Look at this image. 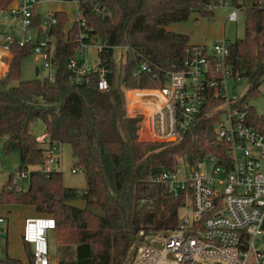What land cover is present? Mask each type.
I'll list each match as a JSON object with an SVG mask.
<instances>
[{
    "label": "trees",
    "instance_id": "1",
    "mask_svg": "<svg viewBox=\"0 0 264 264\" xmlns=\"http://www.w3.org/2000/svg\"><path fill=\"white\" fill-rule=\"evenodd\" d=\"M14 0H0V10ZM107 14L100 15L82 4L91 38L104 43L101 58L108 67L109 89L100 91L99 76L91 73L83 83L71 84L68 61L76 57L79 25L66 28L68 15L55 10L51 26L55 38V81L48 77L23 80L21 62L33 54L34 45L11 44L6 74L0 77V136L7 153L20 152L17 171L42 164L46 147L32 130L41 120L50 142L69 143L75 167L86 177L85 189L67 187L63 173L31 170L28 187L14 183L10 173L0 191V204H32L40 213L52 215L58 240L72 246L74 257L58 264H124L127 250L140 232L144 235L177 229L184 196H175L151 175L172 170L183 155L192 160L197 152L220 155L226 145H215V125L220 112L211 107L219 98L209 97L202 117L179 142H155L140 138L141 114L127 113L124 89H151L157 82L151 73L136 75L146 60L156 69L176 70L183 66L189 35L168 29L171 23L196 16L212 17L214 6L224 0H101ZM245 14V33L229 41L226 65L233 76L249 84L247 94L235 104L245 110L250 125L264 132V117L249 103L261 91L264 79V0H231ZM197 16V17H198ZM37 17V16H36ZM40 19V17H37ZM38 21V20H37ZM129 47L117 61L114 46ZM146 91H137L138 101ZM146 111L150 106L144 104ZM16 171V172H17ZM51 195V197H50ZM69 199L87 202L85 209L64 204ZM105 211V215L97 211ZM2 236L0 235V241ZM29 264L34 263L31 245L25 242ZM0 264H24L8 254Z\"/></svg>",
    "mask_w": 264,
    "mask_h": 264
},
{
    "label": "built area",
    "instance_id": "2",
    "mask_svg": "<svg viewBox=\"0 0 264 264\" xmlns=\"http://www.w3.org/2000/svg\"><path fill=\"white\" fill-rule=\"evenodd\" d=\"M43 1L14 0L0 10L8 20L0 33V77L8 69L11 44L18 41L20 45H34L33 55L43 60L44 67H54L47 77L55 81V38L51 26L57 19L51 12L46 17L36 12ZM70 1L75 3L78 14L74 21L79 25V47L78 55L67 64L69 80L71 84H81L85 75L97 73L98 88L106 91L108 67L101 58L104 43L94 38L87 41L90 28L80 6H91L100 15L108 12L101 0ZM238 10L233 8L228 20L236 21ZM11 27L19 28L23 38H18L15 31L8 34L7 28ZM92 45L98 56L89 61L87 49ZM116 48L120 59L129 49L126 45L114 46V53ZM186 52L183 66L176 70H157L146 60L140 62L135 74L148 72L158 81L157 87L146 91L149 98H143L150 108L142 114L140 136L155 142L181 141L202 117L208 98L214 97L222 100L211 107V112H220L215 145L223 143L226 150L220 155L197 152L192 160L183 155L172 170L151 175L152 181L165 184L171 194L184 196L180 212L184 209L186 214L179 213L177 229L169 230L174 233L142 249L136 264H264V132L250 125L247 112L235 105L241 97L227 95L228 78L241 80L226 65L229 41L216 40L211 47L193 44ZM41 142L48 144L42 164H55L61 144L50 142L49 138H41ZM29 175V170L17 171L12 178L18 183ZM5 223L6 217L0 216L2 237L8 232ZM54 226L53 216L27 218L23 239L33 246V264H49L48 231ZM155 241L162 247L154 245Z\"/></svg>",
    "mask_w": 264,
    "mask_h": 264
},
{
    "label": "rangeland",
    "instance_id": "3",
    "mask_svg": "<svg viewBox=\"0 0 264 264\" xmlns=\"http://www.w3.org/2000/svg\"><path fill=\"white\" fill-rule=\"evenodd\" d=\"M231 0H224V5H219L214 10L212 17H203L192 15V18L185 22L171 23L167 28L176 32H181L189 35L190 42H205L199 44H206L211 47L216 40L227 39L234 42L237 38H242L245 33V14L243 10H238V18L236 21L228 20L229 13L235 8L230 4ZM64 10L68 15V21L66 28H69L76 17L78 16L75 3L70 0H45L39 3L36 7V12L41 14L42 17H46L50 12L55 10ZM8 20L5 19V13L0 11V33L6 28ZM8 34L15 31L18 38H23L22 32L17 27L7 28ZM197 44V43H193ZM89 61H93L97 58L98 54L96 48L92 45L87 49ZM119 48L115 49V58L117 61L120 59ZM11 58V57H10ZM83 59V58H81ZM54 72V67H44L43 60L37 59L33 54L24 58L21 62V77L23 80H30L34 78H44L50 73ZM249 84L246 79L242 78L237 82L234 78H228L226 82V89L228 96H240L243 97L247 94ZM261 91L256 95L249 96V103L254 106L258 115L264 117V79L260 87ZM148 89H124L127 97V113L130 116L137 114L148 113L146 111L144 100L138 101L135 95L137 91H147ZM147 93L144 95L146 96ZM149 98L146 96L144 99ZM142 115V116H143ZM143 119V118H142ZM143 121V120H141ZM32 130L41 142V135L45 133L44 124L41 120L34 122ZM141 135V134H140ZM43 137V136H42ZM144 139L143 136H140ZM146 140V139H144ZM148 141H154L148 139ZM44 144V143H43ZM44 146V145H43ZM58 161L55 164H38L29 167L31 170H44L46 167H55L57 170L63 173V183L67 187H75L78 189H85L87 181L84 172L80 168L75 167V158L72 154V147L69 143H63L60 145L58 153ZM20 152L15 150L11 153H7L4 149V139L0 136V191L3 185L8 181L10 173H15L20 166ZM24 189L28 187L29 177H24L21 180ZM4 215L8 220L5 223V227L8 230V234L4 235L0 241V259H3L6 254L16 255L25 259V242L22 241V232H24V225L26 218L35 217L36 209L32 204H0V215ZM184 209L180 212V215H185ZM43 216H52L49 214L41 213ZM168 233H174L171 231H161L156 234L144 235L143 232L137 234L132 244L129 246L125 258L124 264H136L137 256L142 249L151 245L154 240H163ZM48 251L50 255L49 264H58L62 259H72L75 255L72 246H65L62 244L55 233L54 228H50L48 231ZM15 256V257H16ZM28 257V256H27ZM29 260V258H28Z\"/></svg>",
    "mask_w": 264,
    "mask_h": 264
},
{
    "label": "water",
    "instance_id": "4",
    "mask_svg": "<svg viewBox=\"0 0 264 264\" xmlns=\"http://www.w3.org/2000/svg\"><path fill=\"white\" fill-rule=\"evenodd\" d=\"M51 197V195H50ZM64 204L68 205V206H72L78 209H85L87 207V202L85 200L82 199H69V200H65L63 201ZM98 214L101 215H105V211H97ZM154 245L158 246V247H162V244L160 242L155 241Z\"/></svg>",
    "mask_w": 264,
    "mask_h": 264
},
{
    "label": "crops",
    "instance_id": "5",
    "mask_svg": "<svg viewBox=\"0 0 264 264\" xmlns=\"http://www.w3.org/2000/svg\"><path fill=\"white\" fill-rule=\"evenodd\" d=\"M61 10V9H60ZM191 43H197V44H199V43H205V42H202V41H200V42H193V41H191ZM43 136V137H42ZM38 137V136H37ZM41 138H44V140H47L48 139V136H47V134H43V135H41ZM4 139V138H3ZM39 139V138H38ZM46 142V141H45ZM44 145V147H48V144L47 143H44V144H42V146ZM34 206V205H33ZM35 207V206H34ZM36 209V208H35ZM36 214H38L37 216H35V217H41V216H43V215H41V213L40 212H38L37 210H36ZM5 215V214H4ZM4 215H0V216H4ZM28 218H33V217H28ZM27 219V218H26ZM6 222L8 223V220L6 219ZM24 230V229H23ZM8 231V230H7ZM23 233V232H22ZM7 234H8V232H7ZM22 241L23 242H25L24 241V239H23V234H22ZM25 248V253H24V255H26V257H25V259H23V258H21V257H17L16 255V257L14 256V255H10V256H12V257H15V258H19V259H21L22 261H23V263L24 264H29V260H28V258L29 257H27L28 256V253H27V249H26V247H24ZM31 248H33V246L31 245ZM9 255V254H8Z\"/></svg>",
    "mask_w": 264,
    "mask_h": 264
}]
</instances>
